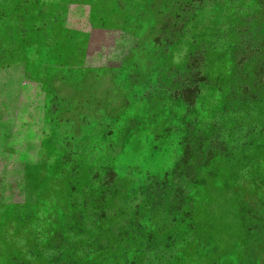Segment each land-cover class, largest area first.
<instances>
[{"label":"rangeland","instance_id":"1","mask_svg":"<svg viewBox=\"0 0 264 264\" xmlns=\"http://www.w3.org/2000/svg\"><path fill=\"white\" fill-rule=\"evenodd\" d=\"M0 264H264V0H0Z\"/></svg>","mask_w":264,"mask_h":264},{"label":"trees","instance_id":"2","mask_svg":"<svg viewBox=\"0 0 264 264\" xmlns=\"http://www.w3.org/2000/svg\"><path fill=\"white\" fill-rule=\"evenodd\" d=\"M41 131V138H40V141L42 142L43 140H44V143H47L48 142V140H49V138H50V136H44V134H45V131L46 130H44L45 128H43V126L42 127H38ZM43 135V136H42ZM45 137V138H44ZM43 143V144H44Z\"/></svg>","mask_w":264,"mask_h":264}]
</instances>
